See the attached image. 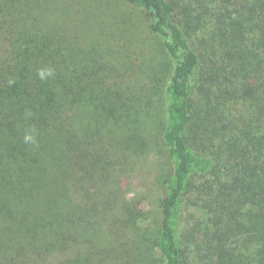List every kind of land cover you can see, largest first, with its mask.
Listing matches in <instances>:
<instances>
[{
    "label": "trees",
    "instance_id": "obj_1",
    "mask_svg": "<svg viewBox=\"0 0 264 264\" xmlns=\"http://www.w3.org/2000/svg\"><path fill=\"white\" fill-rule=\"evenodd\" d=\"M60 1L0 0V264H41L36 249L53 233L44 217L58 212V201L70 214L66 223H75L79 208L62 199L67 183L87 208L76 238L59 244L55 236L50 252L60 257L76 247L79 231L84 241L99 233L91 261L121 264L132 232L119 168L135 163L147 138L139 139L135 122L154 82L140 92L119 89L143 72L136 46L125 52L105 33L88 42L77 26L69 33L43 14L45 7L58 17L53 3ZM110 1L68 2L83 27L101 24V12L121 21ZM123 1L147 13L174 67L159 138L170 165L155 240L160 264H264V0ZM98 47L105 50L94 57ZM108 77L121 84L108 86ZM99 84L113 107L92 108L86 87ZM136 96L141 103L129 104ZM127 112L133 126L122 139L111 137ZM17 235L33 236V245L17 244ZM15 247L34 253L27 261Z\"/></svg>",
    "mask_w": 264,
    "mask_h": 264
},
{
    "label": "rangeland",
    "instance_id": "obj_2",
    "mask_svg": "<svg viewBox=\"0 0 264 264\" xmlns=\"http://www.w3.org/2000/svg\"><path fill=\"white\" fill-rule=\"evenodd\" d=\"M68 1L71 0L53 3L55 4L54 10L58 11V17L56 18L43 7L45 18L50 20L51 17V22L57 21L63 26L66 24V30L69 33L74 34L76 26L81 28L82 34L87 31L88 34L82 37H87L89 39L88 42L92 41L94 35L105 33L114 39V42H110L111 45L116 46L117 44L120 46L119 48H122L125 52L129 43L136 46L133 51H135L143 61L140 67L143 72L138 75V79H132L129 83H122L125 85L118 86V88L120 87L119 89H122V91L126 93L129 92L131 88L135 87L136 89L134 90L140 92L143 90L146 81H148V83L154 82L152 83L151 95L148 101L145 102L148 103L149 106L145 107L143 101V104H141L142 109L140 108L141 111L137 115V122H135V127H139V132H141V138L139 137V139L143 140L145 137L147 138L139 150V156H137L135 163L126 166L124 164L119 168L121 171L120 173L124 172V174H121V180L123 181L119 196L125 201L124 207L126 209L124 213L126 216L124 220L131 227L132 232V236L130 234L126 239V244L123 247L124 252H122L123 255L121 257L122 260L119 261L121 264H160L161 252L156 248L155 240L160 225L159 203L163 192L162 180L168 176L170 165L167 153L162 147L159 138L165 121L163 93L173 73V63L163 49L162 39L149 30L148 15L143 10L133 7L123 0H111L110 8H117L118 12L120 11V17L123 18L121 21L113 22L110 15L106 16L101 12L99 16L102 18L101 24L96 23L93 25L92 23L89 24L86 22L83 23L84 26L82 27L79 24V20H77L80 17L76 13L77 8L70 5ZM105 5H107L106 2ZM41 6L37 10L39 16L42 15ZM37 13L32 11V17L38 18ZM52 18L55 21H53ZM74 25L75 27L73 28ZM85 27L87 28L86 30ZM104 50V47H98V54L94 57H99ZM121 56L124 57L123 54H121ZM108 80V86H113V83L121 84L120 80H115L113 78H109ZM90 86L95 88H91ZM90 86L86 88L87 90L89 88L94 95L92 96L94 100H91L92 108H96L97 106L101 109L113 107L111 104L114 103L111 102L104 85L99 84L98 86ZM130 102L133 105L135 104V106L141 103L137 96L136 99L128 101L129 104ZM70 108L71 110L73 109V107ZM145 108H147V111H145ZM102 114L105 115V118L113 117V113L105 114V112H103ZM73 120L74 119H71V122ZM129 121H132V119H130V115L127 112V116L124 114V117H119L113 122L112 125L115 132L111 137L122 139L123 135L126 134L125 131L128 129V126H133L132 122ZM87 123H89V127H94L90 119H87ZM87 123L85 122L83 124L87 125ZM121 123H123L122 128ZM145 124L148 125L146 129ZM117 130H120L121 133H118ZM147 132H150V137L148 135L146 136ZM116 133L118 135H116ZM58 194L59 192H56L55 195ZM62 199L68 202V207H74L75 203V206L79 208V216L74 218L75 223L70 221V219L67 221L68 223H66L70 214L65 213L64 209L61 208L60 201H58L55 206L58 212H54L55 214L53 213V216L49 217L46 215L44 217L45 223H48V228L52 229L53 233L48 236H42L40 242L42 246L39 250L36 249L37 251L41 250L38 254L39 259L36 263L42 264L49 260L52 264H101L98 262L93 263L90 257V254L94 251V248L97 247L98 241L100 240L99 233L95 234L91 240L84 241L85 236L79 231L77 233L78 245L76 247L66 250L64 255L60 257L54 255L53 251L50 252V248H52L51 242H53L55 236L59 244L70 241V238H76L73 228L76 229L81 225L83 221L81 213L85 212V208H87L84 194L83 196L79 194L69 183H67L62 190ZM130 205H134L135 208ZM124 228L119 226L120 231L118 230V232L121 237L125 234ZM33 239V236H28L24 238V241H19L18 235L13 237V241L19 245H24L25 243L33 245V243L30 242ZM15 248L17 251L25 253L27 261H29L30 253H34L33 250H27L26 248ZM20 252H18V254H20ZM115 263L119 262L115 261Z\"/></svg>",
    "mask_w": 264,
    "mask_h": 264
}]
</instances>
